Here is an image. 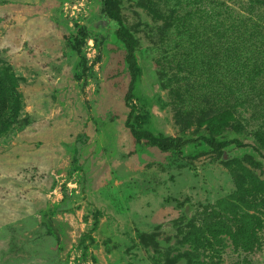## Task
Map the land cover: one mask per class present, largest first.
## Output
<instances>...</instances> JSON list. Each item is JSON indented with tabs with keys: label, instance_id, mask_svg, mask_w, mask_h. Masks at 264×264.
<instances>
[{
	"label": "rangeland",
	"instance_id": "374dc122",
	"mask_svg": "<svg viewBox=\"0 0 264 264\" xmlns=\"http://www.w3.org/2000/svg\"><path fill=\"white\" fill-rule=\"evenodd\" d=\"M112 4L138 41L129 101L103 0H0V264H264V100L245 99L219 135L194 106L208 101L200 68L224 53L218 10L264 24V0ZM131 111L136 129L162 138L247 145L162 151L133 135ZM205 206L246 225V246L210 228L180 234Z\"/></svg>",
	"mask_w": 264,
	"mask_h": 264
},
{
	"label": "trees",
	"instance_id": "16d2710c",
	"mask_svg": "<svg viewBox=\"0 0 264 264\" xmlns=\"http://www.w3.org/2000/svg\"><path fill=\"white\" fill-rule=\"evenodd\" d=\"M103 1L107 15L117 23L115 36L124 44L126 49L125 60L131 72V85L127 94V101H129L135 90L138 78V61L136 60L138 41L128 26L122 21L112 4V0ZM216 5L218 7L220 4ZM227 8L226 15L223 18H221L219 10L218 17H216V32L222 41L220 47L225 44L223 56H213L212 63L200 68V71L206 73L208 81H202L198 89L204 90L202 94L205 95L208 101L199 100L200 96L195 99L189 93L195 99V113L199 114L202 122L215 135L222 134L230 126L236 118V113L240 112L239 107L244 105L245 99L254 95L259 97L261 101L264 100L263 17L260 20H256L254 17H240L236 21H231V18H233L231 17L232 11L230 7L227 6ZM230 36H234L235 39L230 41ZM216 60L217 64L214 62ZM0 93L4 96L1 84ZM5 106V99L0 100V117L4 113ZM131 115L132 111L128 117L127 126L131 128L133 135L138 140H146L157 145L162 151L179 150L197 141H203L217 150L224 149L232 144H236L239 147L247 145L236 138L221 140L208 136H199L191 139H183L182 137L162 138L155 135L152 131L136 129L130 121ZM257 135L259 138L263 137L262 132H258ZM252 224V221L249 223V220H247L249 229H251ZM190 225L191 228L189 229L187 227L184 230L182 228L179 229V233L183 235L187 233L192 236L191 238L198 240L204 237L206 235L205 230L210 228L221 233L233 234L241 245L246 246L243 240V237L249 234L246 225L241 224L239 228L235 229L232 224L219 219L215 212L209 211L207 206L203 207L202 210L196 211L195 216L190 220Z\"/></svg>",
	"mask_w": 264,
	"mask_h": 264
}]
</instances>
